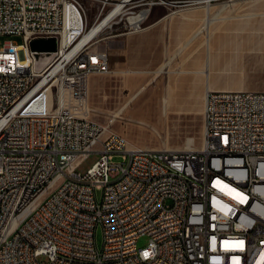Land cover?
<instances>
[{"label": "built area", "instance_id": "2783aa9c", "mask_svg": "<svg viewBox=\"0 0 264 264\" xmlns=\"http://www.w3.org/2000/svg\"><path fill=\"white\" fill-rule=\"evenodd\" d=\"M101 3L89 23L82 0H0V36L22 40L0 48V264H264V91H206L198 148L130 143L91 117L90 77L111 70L92 45L121 14L81 43ZM36 37L57 39L42 71Z\"/></svg>", "mask_w": 264, "mask_h": 264}, {"label": "rangeland", "instance_id": "374dc122", "mask_svg": "<svg viewBox=\"0 0 264 264\" xmlns=\"http://www.w3.org/2000/svg\"><path fill=\"white\" fill-rule=\"evenodd\" d=\"M158 1L144 0L142 5L136 7L126 4L115 22L104 29L95 39L92 48L105 50L109 57L111 55L113 60H117L119 56L118 42L121 34L126 33L127 18L129 21H133L137 15L135 13L141 9L150 8L144 22L146 28L152 24L151 20L155 16L163 14L172 16L170 24L175 30L176 42L168 48L171 57L167 61L154 62L153 69L146 71L145 77L139 78L134 88H127V73L125 69H120L118 63L114 68H110L109 73L92 75L89 80L91 117L99 123L108 125L110 130L127 136L130 143L143 148L174 149L176 146L182 147L188 143H193L194 147L198 148L202 142V103H199L198 106L194 103L193 108L184 115L170 114L166 116L161 106L165 100V97L161 98V88L166 87L170 80V74L181 69L183 63L177 60L179 55L194 54L199 51V48L206 46L208 34L202 31L197 34V32L207 14L205 6L209 5V14H214L216 17L221 16L211 24L210 30L220 28L225 39L224 44H230L232 41L234 45L240 39L243 41L246 34L253 40L250 51L245 54L240 53L237 65L232 67L225 57L214 66L219 67L222 64L218 71L223 74L214 71L216 68L212 73L221 77H229L243 85L245 89L264 91V16L261 14L263 10L254 4L253 0H215L188 4L180 0H170L172 3L169 6L150 5L151 2ZM111 2L119 1L111 0ZM82 3L87 9L88 21L91 23L102 8L101 0H82ZM112 6V4L107 5L105 11H109ZM253 13L255 14L253 15ZM9 39L17 43L22 42L19 36H0V48ZM221 56H226V54L223 53ZM161 68V71L156 72ZM146 81H150L147 88L139 92L120 114V117L110 123L112 114ZM129 89H134V91L131 92ZM161 99L163 100L162 104ZM99 156L100 154L91 152L81 162L78 171L84 173ZM101 194L102 190H96L98 199ZM102 239V230L99 226L95 232V242L98 248L102 246ZM146 242L147 237L143 236L137 243L139 246H143Z\"/></svg>", "mask_w": 264, "mask_h": 264}, {"label": "crops", "instance_id": "0c3cea01", "mask_svg": "<svg viewBox=\"0 0 264 264\" xmlns=\"http://www.w3.org/2000/svg\"><path fill=\"white\" fill-rule=\"evenodd\" d=\"M253 2L263 10L261 14L264 16V0H253ZM171 18L170 14L155 16L151 20L152 24L144 30L121 34L118 42V59L113 60L110 55L109 65L110 68H114L118 63L120 69H125L127 88H134L138 79L145 77L144 73L153 69L154 62L167 61L171 57L168 48L176 42V33L170 24ZM219 18H221L220 15L216 17L214 14H206L203 24L200 26L201 28L210 21L207 29L202 31L208 34L206 46L199 48V51L194 54L179 55L177 60L183 63L181 69L170 74V80L166 87L161 88V98L165 97L163 104L161 99V106L166 116L170 114L184 115L193 108L194 103L196 106L202 103L203 106L204 96L208 90H249L229 77H221L212 73L213 69L216 68L214 71L223 74L218 71L222 64L219 67L214 66L225 57L232 67L237 65L240 53H248L253 44L252 37H249L248 34L245 35L243 41L240 39L241 42L239 41V43L233 45L231 41L230 44H224L225 39L221 29L213 28L210 30L211 24ZM223 53L226 56H221ZM156 72L155 75H157ZM147 82L150 81H146L144 84ZM129 90L134 91V89ZM182 147H194V145L188 143ZM182 147L176 146L170 150H181Z\"/></svg>", "mask_w": 264, "mask_h": 264}, {"label": "bare ground", "instance_id": "6f19581e", "mask_svg": "<svg viewBox=\"0 0 264 264\" xmlns=\"http://www.w3.org/2000/svg\"><path fill=\"white\" fill-rule=\"evenodd\" d=\"M119 2H116L115 5H113V7L103 15V17H101L99 19V21L92 26V28L85 34V36L82 39L81 43L87 42L96 32H98L115 14H120L122 13V9L126 6L127 2L129 0H118ZM225 5V4H224ZM206 9V13L209 15V5L205 6ZM149 12V8H145L143 10H141V12L139 11L135 17L133 21L130 22H134L137 21L139 19L145 18V16L148 14ZM219 14V13H218ZM128 19V18H127ZM212 20V19H211ZM210 24V21H208L206 24H204L200 29H198V32L201 31H205L207 29V26ZM239 43V42H238ZM241 44V43H240ZM236 47V46H235ZM237 48V47H236ZM161 69H159L157 72L161 71ZM148 82L146 84H144L141 88L137 89V91H135L130 97L129 99L123 104L121 105L113 114L112 117L110 119V123H112L113 121H115V119H117L118 117H120V114L125 110L126 107H128V105L136 98V96L139 94V92H141L142 90H144L145 88H147L148 86ZM138 101V100H137ZM138 103V102H137ZM148 103V102H147ZM139 104V103H138ZM149 107V106H148ZM179 149V148H178ZM182 149H195V147H182L180 148Z\"/></svg>", "mask_w": 264, "mask_h": 264}, {"label": "water", "instance_id": "95a60500", "mask_svg": "<svg viewBox=\"0 0 264 264\" xmlns=\"http://www.w3.org/2000/svg\"><path fill=\"white\" fill-rule=\"evenodd\" d=\"M29 45L34 58V70L42 71L56 55L57 39L36 37L30 40Z\"/></svg>", "mask_w": 264, "mask_h": 264}]
</instances>
